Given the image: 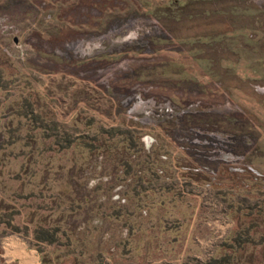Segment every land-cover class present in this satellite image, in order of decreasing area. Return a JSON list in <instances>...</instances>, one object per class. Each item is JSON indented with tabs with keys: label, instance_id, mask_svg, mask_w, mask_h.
<instances>
[{
	"label": "rangeland",
	"instance_id": "rangeland-1",
	"mask_svg": "<svg viewBox=\"0 0 264 264\" xmlns=\"http://www.w3.org/2000/svg\"><path fill=\"white\" fill-rule=\"evenodd\" d=\"M68 179L90 264H264V0H0V264L72 262Z\"/></svg>",
	"mask_w": 264,
	"mask_h": 264
},
{
	"label": "trees",
	"instance_id": "trees-1",
	"mask_svg": "<svg viewBox=\"0 0 264 264\" xmlns=\"http://www.w3.org/2000/svg\"><path fill=\"white\" fill-rule=\"evenodd\" d=\"M102 147L103 146L101 144H98L97 147H95L94 149L99 150ZM90 152H92V151H90ZM105 152H106V149H105V151L103 150V151H101V153H98V154H95V152L90 153V154H91V156H95V159L101 158V160H102L106 156ZM123 152L126 153L127 152L126 149H124ZM124 158H126L127 160H130L131 155L126 154L124 156ZM126 164H128V163H126ZM73 180L74 179H68L67 182H70L69 185L71 187L68 200L71 203L70 208H71V212H73L71 214V218L73 217V221L75 222V225L70 226V228L68 229L69 236H71V237H69L67 234H65V231L63 232L62 237L66 239L65 245H63V247L65 249L69 250L70 246L73 244L75 248H79L78 254L75 253L77 250L75 252L73 251V252H69L66 254V256H68L70 258L72 257V262H70L69 264H90L89 261L87 262L86 260H83L84 236H81V234H78L77 236H75L76 235L75 234L76 229H78V227L81 224V222H79V223L77 222L78 219L82 217V214H84V212H86L87 213L86 222L88 224H90V222H93V221L97 222L96 226H93L90 228L91 229L90 231L97 233V235H95V237H94V239H97V238L101 237L102 230L104 229L106 223L112 219V217H114L115 223H118V222H120L122 215L120 216V214H117V213H114L113 215H108V213L105 210H102V208L104 207V205L106 203H113L110 200L111 199L110 196H108L109 197L108 199H105V197H104L105 195H99L98 196L97 195L98 194L97 188H94V189L88 191L86 179H84V184L81 187L86 192V194L83 192L81 193L79 191L77 192V189L80 186L78 185V183H76V182L74 183ZM17 191H19L18 193H20L21 189L17 188ZM71 196H73V198ZM113 204L117 205L118 203L116 202ZM15 209H16L15 207H12V210H15ZM15 215H18V213H16ZM88 216H90V217H88ZM13 222L14 221L11 219V220H9L8 223H4V224L6 226H9L10 231L17 233L18 229H16ZM68 226H69V224H68ZM54 235H55V233L52 236H54ZM34 236H36L37 240H41L40 231L37 228L34 231ZM42 240L44 242L49 243L50 245H54V242H55L54 241L55 239H52L51 241H49L48 239H42ZM104 254H108V253H103L101 250H97V252H95V257H93L94 256V253H93L92 255H89V258L94 263L96 261H98V262H103V264H104V260L102 259ZM41 264H51V262L48 259H46L45 257H42ZM99 264H102V263H99Z\"/></svg>",
	"mask_w": 264,
	"mask_h": 264
},
{
	"label": "bare ground",
	"instance_id": "bare-ground-1",
	"mask_svg": "<svg viewBox=\"0 0 264 264\" xmlns=\"http://www.w3.org/2000/svg\"><path fill=\"white\" fill-rule=\"evenodd\" d=\"M20 251V250H19ZM20 253V252H19ZM21 254H22V252H21ZM25 256V255H24ZM33 258V257H32ZM32 258H30V259H32ZM22 259H24V258H22ZM26 259H28V257L26 258ZM29 259V260H30ZM35 259V258H34ZM23 261V260H22ZM27 261V260H26ZM31 261V260H30ZM30 261H28V262H30ZM24 262V261H23ZM27 263V262H26ZM25 264V263H24Z\"/></svg>",
	"mask_w": 264,
	"mask_h": 264
}]
</instances>
